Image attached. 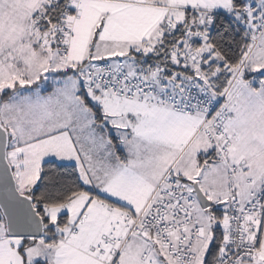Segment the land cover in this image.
Returning <instances> with one entry per match:
<instances>
[{
  "label": "snow or ice",
  "instance_id": "obj_1",
  "mask_svg": "<svg viewBox=\"0 0 264 264\" xmlns=\"http://www.w3.org/2000/svg\"><path fill=\"white\" fill-rule=\"evenodd\" d=\"M0 264H264V0H0Z\"/></svg>",
  "mask_w": 264,
  "mask_h": 264
}]
</instances>
